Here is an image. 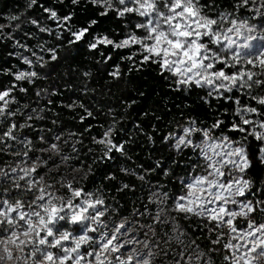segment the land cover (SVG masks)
<instances>
[{
    "label": "snow or ice",
    "instance_id": "6c2138e0",
    "mask_svg": "<svg viewBox=\"0 0 264 264\" xmlns=\"http://www.w3.org/2000/svg\"><path fill=\"white\" fill-rule=\"evenodd\" d=\"M0 264H264V0H0Z\"/></svg>",
    "mask_w": 264,
    "mask_h": 264
},
{
    "label": "trees",
    "instance_id": "16d2710c",
    "mask_svg": "<svg viewBox=\"0 0 264 264\" xmlns=\"http://www.w3.org/2000/svg\"><path fill=\"white\" fill-rule=\"evenodd\" d=\"M145 91V94L148 95V93L151 91V84L146 85L145 88L143 89ZM159 99V96H157L156 94L151 95L148 98V102L147 104H145V101L143 99L139 100L138 106L140 107H146V108H151V107H155V102ZM102 175L101 173H98V177Z\"/></svg>",
    "mask_w": 264,
    "mask_h": 264
}]
</instances>
